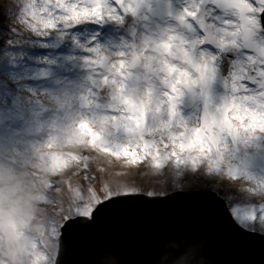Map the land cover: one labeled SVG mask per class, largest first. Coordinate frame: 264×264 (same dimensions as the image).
I'll list each match as a JSON object with an SVG mask.
<instances>
[{
	"label": "snow or ice",
	"instance_id": "obj_1",
	"mask_svg": "<svg viewBox=\"0 0 264 264\" xmlns=\"http://www.w3.org/2000/svg\"><path fill=\"white\" fill-rule=\"evenodd\" d=\"M142 11L157 9L150 0H0V264H66L73 227L78 264H130L99 222L115 219L124 197L166 195L181 177L209 206H148L145 221L179 211L203 227L179 242L168 226H154L150 240L138 228V264H219L221 246L237 254L231 264H264V148L254 151L264 146V0H171L175 23L127 49L78 38L77 26L124 24ZM184 29L203 37L201 51ZM218 78L227 90L213 102ZM190 93L205 101L195 122L181 111ZM105 101L116 114L100 111ZM120 131L128 139L113 144ZM76 137L84 143L69 144ZM210 138L217 143L201 153ZM69 152L66 167L46 171Z\"/></svg>",
	"mask_w": 264,
	"mask_h": 264
},
{
	"label": "water",
	"instance_id": "obj_2",
	"mask_svg": "<svg viewBox=\"0 0 264 264\" xmlns=\"http://www.w3.org/2000/svg\"><path fill=\"white\" fill-rule=\"evenodd\" d=\"M185 195L193 196L188 198L187 203L190 204L185 207L194 204H198L202 208L209 206V197L202 192ZM148 206L153 209H157V206L150 203V200L146 197H124V203L120 206V212L116 215L115 219L108 218L102 220L98 225L104 239L112 243L122 245L129 250L130 264H138V260L140 259V256L135 254L133 250L136 243L135 231L138 228L144 229L148 239L150 240L154 235V226H168L169 228L174 229L172 235L179 242L187 234L189 229L195 232L203 227L200 217L183 218L179 211L174 217H163L161 214L154 211L150 225L145 221V217L148 215V210L146 208ZM213 207L216 210H220L222 208V206L218 204ZM217 224L219 226H229L230 222L226 215H221ZM133 235H135V238ZM67 246L68 257L66 264H78L81 260L79 259V255L76 257H73V255L75 253V249H81V242L79 241L75 227H73V229H71L68 233ZM236 258L237 254L229 247L221 246L217 250V260L219 264H231V262ZM256 258L258 259V254L256 255Z\"/></svg>",
	"mask_w": 264,
	"mask_h": 264
},
{
	"label": "bare ground",
	"instance_id": "obj_3",
	"mask_svg": "<svg viewBox=\"0 0 264 264\" xmlns=\"http://www.w3.org/2000/svg\"><path fill=\"white\" fill-rule=\"evenodd\" d=\"M170 2H171V0H150V3L157 9V12L153 13V14H148L147 16H146L145 12H143V11L141 12L140 18H139L138 24H137L138 33L140 35H142L140 38L139 46L143 45L144 37L146 35L155 36L156 34L159 33L161 28L167 27V26L175 23L167 15V8H168V4ZM175 4L177 6H179L177 3V0H175ZM76 29H77V33L79 34L80 39L82 41L86 40L87 43H94L95 41H93V37L96 36L97 39H99L100 43L104 44L105 46H107L113 50L118 49V48H125V49L128 48L127 43L124 39V35H122L124 30L118 28L117 24L104 25L101 29L97 26H94V25L93 26L80 25V26H77ZM191 34L194 35V32L191 31ZM188 40L191 41L190 38H188ZM77 52L80 53L79 55H83L86 53L82 49H78ZM79 71H80L81 75L84 74L82 69H80ZM213 91H214V89H213ZM215 98L218 99V95L215 96ZM100 111L104 112V113H108V114H116L115 110L112 109L111 107H109L107 104H104L101 107ZM192 112L193 111L191 109L189 116H187L183 112H182V114L186 119L190 120V118L193 115ZM127 139H128V134L124 131H120L119 133H116V134L111 136V141L113 144L125 142ZM82 143H84V140L81 137H76V138L69 140V144H71V145H78V144H82ZM59 154L65 155L62 153H55L53 160H52V167H51V169H48L46 171H57L55 166L58 165L61 168H63V167H66L70 163V161H68L67 163L64 161H61L58 158ZM74 155H75L74 153L69 152V153H67L66 156H73L74 157ZM42 174H46V172L42 173ZM23 179H26V178H23Z\"/></svg>",
	"mask_w": 264,
	"mask_h": 264
},
{
	"label": "rangeland",
	"instance_id": "obj_4",
	"mask_svg": "<svg viewBox=\"0 0 264 264\" xmlns=\"http://www.w3.org/2000/svg\"><path fill=\"white\" fill-rule=\"evenodd\" d=\"M177 3L180 6L183 3H185V0H177ZM134 17H135V21L132 24H130V28L129 29L125 28V25L127 24V19L128 18L126 19V21H125L124 24H117L118 28L124 30V32H123L122 35H124V39H125V41L127 43V47H129L132 44H136V45L139 46L140 38L142 36V35H140L138 33V27H137V24H138V20L140 18V15L139 16H134ZM99 28L101 29L102 27H99ZM191 31L194 32V35L191 34ZM76 32H77V29H76ZM184 33H185V35H186L187 38H190L191 41L193 40L192 43L195 44L196 50L197 51H201L202 50V47H200V44L199 43H196V41H198L200 39H203V37L200 36L199 33L196 32V31H194V30L184 29ZM78 38L80 39L79 34H78ZM80 41L82 43L88 44L86 40H83L82 41L80 39ZM77 51H78V49H75V48L72 49L73 54H80ZM85 54H87V53H85ZM63 55H65V53H60V52L57 53V56H63ZM213 89H214V91H213ZM226 90L227 89L225 87V84H224L223 79H220L219 80V78H218L217 81L214 82L213 88H212L211 93H210V95L213 98V102H215V100H217V98H215V96H217V95H218V99L222 98V96L225 94ZM202 103L203 104L205 103L204 98H202L200 96H195V95H193V94L190 93V94H188V95H186L184 97L183 103L181 105V111L183 113H185L187 116H189L190 110L192 109L193 115L190 118V120H192L193 122H195V120L202 118V113H203ZM104 104H107L108 105V102H105ZM199 111H200V116H199ZM197 116H199V118ZM216 143H217V141H216L215 138H210V142H205L203 144H200L198 150L201 153H204L206 151H210L211 150L210 149V144L215 145ZM262 148H264V146L257 147L254 150L255 153L258 154L262 150ZM67 157L68 156H66V155H60V154L58 155V158L61 161H64L66 163L69 161V159ZM240 159L242 161L248 160L249 159V154L245 153V154L241 155L240 156ZM55 168H56L57 171H59L60 169H62L58 165L55 166ZM177 183L181 185V188H177L176 190H170V191L167 192V194L168 193H171V192H176V191L197 190V189H189V188L183 187V178L182 177L181 178H177ZM169 187L171 188V185ZM111 194L112 195H118V193H111ZM27 203L30 206L32 212H35L36 208L38 206H40V205H38V202L35 199H28L27 200Z\"/></svg>",
	"mask_w": 264,
	"mask_h": 264
}]
</instances>
